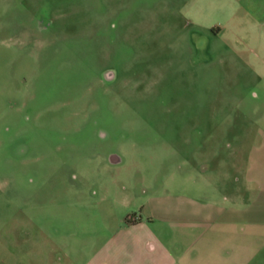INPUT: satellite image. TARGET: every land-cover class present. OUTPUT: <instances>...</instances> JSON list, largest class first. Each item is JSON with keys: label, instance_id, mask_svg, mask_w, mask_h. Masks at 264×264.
I'll return each instance as SVG.
<instances>
[{"label": "rangeland", "instance_id": "rangeland-1", "mask_svg": "<svg viewBox=\"0 0 264 264\" xmlns=\"http://www.w3.org/2000/svg\"><path fill=\"white\" fill-rule=\"evenodd\" d=\"M263 144L264 0H0V264L212 199Z\"/></svg>", "mask_w": 264, "mask_h": 264}, {"label": "crops", "instance_id": "crops-1", "mask_svg": "<svg viewBox=\"0 0 264 264\" xmlns=\"http://www.w3.org/2000/svg\"><path fill=\"white\" fill-rule=\"evenodd\" d=\"M249 153L230 190L158 197L135 215L98 212L99 225L73 233L72 255L58 248L63 258L41 264H264V144Z\"/></svg>", "mask_w": 264, "mask_h": 264}]
</instances>
